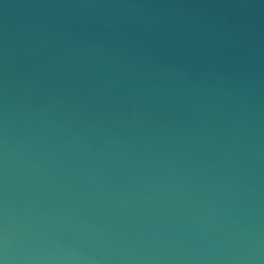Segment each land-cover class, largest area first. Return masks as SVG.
Returning <instances> with one entry per match:
<instances>
[{
    "label": "clouds",
    "instance_id": "obj_1",
    "mask_svg": "<svg viewBox=\"0 0 264 264\" xmlns=\"http://www.w3.org/2000/svg\"><path fill=\"white\" fill-rule=\"evenodd\" d=\"M152 23L107 39L43 31L25 49L36 57L22 84L26 178L35 177L37 191L16 215L8 171L10 87L18 81L5 43L0 264H264L259 232L241 229L221 204V163L203 155L217 135L210 120L222 103L231 105L236 135L253 112L250 58L240 59L237 35L230 39L239 62L230 75L211 63L193 71L201 55L223 51L217 38L185 33L175 22L158 32ZM114 27L104 23L109 32ZM169 40L180 55L169 57ZM38 90L44 95L33 105ZM193 231L232 246L168 243Z\"/></svg>",
    "mask_w": 264,
    "mask_h": 264
},
{
    "label": "water",
    "instance_id": "obj_2",
    "mask_svg": "<svg viewBox=\"0 0 264 264\" xmlns=\"http://www.w3.org/2000/svg\"><path fill=\"white\" fill-rule=\"evenodd\" d=\"M106 21L113 22V31L104 29ZM145 21L153 22L152 27L158 32L175 22L185 33L195 35L207 31L215 36L223 51L211 59L207 53L201 55L193 65L196 72L204 71L211 63L224 75H230L239 62L230 38L240 37V59L247 64L250 58L254 74L255 86L248 97L253 112L238 122L236 135L228 116L231 105L222 103L210 120L216 126L217 135L203 155L212 163L222 165L216 175L225 183L220 200L227 206L228 218L238 222L241 229L258 231L264 246V3L261 0H0V69L6 43L9 73L18 81L15 87H10V212L16 215L24 201L37 191L35 177L26 178L24 140L29 134L25 125L28 108L22 84L24 75L33 70L36 57L26 56L25 49L43 31L107 39L140 31ZM167 52L169 57L181 54L171 40L167 43ZM46 62V57H41V63ZM43 95L38 90L32 104ZM168 243L193 248L232 246L223 238L220 241L198 238L195 231Z\"/></svg>",
    "mask_w": 264,
    "mask_h": 264
}]
</instances>
